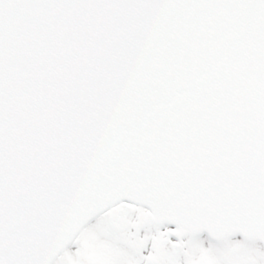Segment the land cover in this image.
I'll return each mask as SVG.
<instances>
[{
  "label": "snow or ice",
  "instance_id": "6c2138e0",
  "mask_svg": "<svg viewBox=\"0 0 264 264\" xmlns=\"http://www.w3.org/2000/svg\"><path fill=\"white\" fill-rule=\"evenodd\" d=\"M208 17L215 20L218 38L232 31L251 41L258 72L264 70V0H0V179L10 120L23 124L39 113L49 99L48 87L69 92L72 76L88 66L97 45L103 46L97 66L110 91L121 89L142 107L149 95L171 100L178 88L186 86L189 95L183 103H197L210 119L219 121L214 101L187 64L184 42L187 34L200 32ZM26 72L34 73V78L25 79ZM26 90L39 103L26 97ZM198 118V113L187 114L189 123ZM231 140L238 142L235 136ZM252 167L258 175L259 160ZM199 174L197 167L193 176ZM220 175L217 170L207 179L215 183ZM200 199L205 203L175 222L184 227L183 233L165 240L174 254L172 264H188L187 251L195 256L210 250L219 236L210 237L200 226L217 220L222 227L210 231L232 237L229 248L237 264H264V196L257 191L252 197L251 216L230 212L206 192ZM143 223L147 229L156 221L148 218ZM6 239L5 215L0 211V255L7 251ZM147 254L148 249L141 250L142 257ZM141 264L152 262L142 259Z\"/></svg>",
  "mask_w": 264,
  "mask_h": 264
},
{
  "label": "water",
  "instance_id": "95a60500",
  "mask_svg": "<svg viewBox=\"0 0 264 264\" xmlns=\"http://www.w3.org/2000/svg\"><path fill=\"white\" fill-rule=\"evenodd\" d=\"M213 27H215V20L209 17L201 23L200 30ZM227 32L234 34L230 39L233 45L231 51L239 52L242 50V55H248L246 67L251 70L249 75L238 79L236 82L237 91L234 93V97L237 100L233 102L235 104L227 105L225 110L222 111V115L230 114L233 110H236L240 115H254L255 122L247 132L252 131L255 134L251 136V134L247 135V132L238 133L236 131L241 140L237 144H229V139L226 136L219 137L217 140L226 142L231 147L240 148L251 143L257 135L256 142L259 143V146L253 150H257L264 158V147L260 145L261 142H264V70L258 72L253 43L238 33ZM227 32L219 38L217 33L212 36L218 38L219 42H224ZM197 37L198 34H191L190 36L187 34L185 36V51L196 44ZM216 55L223 57L220 52ZM220 59L222 60V58ZM232 73L230 72L229 75L231 76ZM91 88L95 89L92 80L81 91L70 86L69 92L62 91L56 95L57 100L47 113H37L29 116L23 124H18L14 120L13 124H16V128L29 123L28 127L20 129L24 134H29L35 121L45 124L50 117H54L49 125L52 124L57 127V124L66 122V126H73L75 129L72 131L73 136L66 135L61 141L64 142L65 139L72 138L77 145L80 144L82 136L88 130H91L93 135L90 136L88 143L82 144L77 150H86L88 147L89 151H86V153L89 154L90 151L91 153L89 155L79 154L75 163L71 159L72 154L76 153L74 148L69 150L65 147L58 149L52 145L41 144V141L45 139L42 134L30 135V138L37 144V152H33L27 157H23L26 154L21 153L19 148L7 146V156H10L13 164V168L6 172L9 178L7 195L15 203L14 222L5 218L7 239L4 243L7 251L0 255V264H33L34 257L37 254H45L44 258L40 260V263H45L47 258L52 255L53 247L49 248L46 245L41 247L43 237H52L60 245L61 243L64 244L73 233V228L70 233L65 228L67 222L63 220H66V212L61 211L62 207L68 202L71 206L73 205L71 213L74 217L72 220L75 221V219H80L98 209L104 199L134 195L165 201V198H175V186H194L192 183L180 184L179 178H177L179 175H184L187 178L192 177L191 173L187 172L188 167L185 165H178V173L171 171L170 165L174 163L175 155L170 154L168 149L173 136H164L163 132L162 135L155 136L157 141L152 142L154 143L152 145L146 136L136 142L139 148H134L136 151L135 156L130 154L134 163L123 165L117 163L116 154L118 150L123 149V152L129 150L127 147L111 142L114 134L109 128L113 125L99 123L95 119V100L93 95L90 94L89 90ZM80 92H83V94H80ZM26 93L32 95L31 90H26ZM180 94L181 99L185 101L188 97L186 90H181ZM29 95L25 96L32 101L36 99V97L32 99ZM158 99V96L155 95V100ZM169 101L166 99L165 104L157 108V113L161 114L163 109L168 106L169 103L167 102ZM197 107V103H190L188 106L184 104L183 106V108L189 110ZM147 118L148 114L144 113L136 121L142 128L141 133L150 128L156 130L162 128L158 125H152L147 121ZM182 118L181 113L180 119ZM175 119H177L175 116H170L166 120L173 121ZM222 123L223 120L220 119L218 126L222 127ZM103 126L106 128L103 129ZM40 127L42 130L46 128L43 125ZM228 129L229 132L232 130L230 126ZM194 132L198 140L203 138L209 141L212 140L210 136L200 137L204 136L200 133L201 131ZM53 144L56 145V142H53ZM214 147L207 145L204 151H207L210 157L217 154L221 158H233L230 154L221 152L220 149H210ZM16 154L18 158L11 157ZM47 157H52L57 161L47 163L45 162ZM208 176L203 174L202 178L207 179ZM206 189L213 192L219 191L216 185ZM201 191L202 194L200 195L202 196L206 191ZM90 202L93 204H90ZM220 203L221 206L226 207L222 201ZM157 208L165 212L162 206H157ZM244 208V203H239L229 211L235 212L237 215L243 213L251 216V208L246 210ZM209 225L204 224L201 226L208 227Z\"/></svg>",
  "mask_w": 264,
  "mask_h": 264
},
{
  "label": "rangeland",
  "instance_id": "374dc122",
  "mask_svg": "<svg viewBox=\"0 0 264 264\" xmlns=\"http://www.w3.org/2000/svg\"><path fill=\"white\" fill-rule=\"evenodd\" d=\"M125 229L127 230V228H125ZM180 234H181V233H180ZM180 234H179V235H180ZM124 237L127 238V237H128V233L125 234ZM142 240H143V242H144L143 245H147L148 242H149V239L146 238L145 235H143V239H142ZM227 244H228V243H226L225 245H227ZM221 247H223V246H221ZM209 249H210V250H203V251H201V252L199 253L198 264H200V263L203 262L202 255H203L204 253L219 254L218 252H219L220 250L218 249V245H210V246H209ZM185 254H186V252L184 253V255H185ZM188 260H189V259H188ZM188 260H187V261H188ZM101 261H102V259L97 258L93 264H100ZM208 262H210V261H206V263H208ZM188 264H189V261H188ZM192 264H193V263H192Z\"/></svg>",
  "mask_w": 264,
  "mask_h": 264
},
{
  "label": "flooded vegetation",
  "instance_id": "af4514ba",
  "mask_svg": "<svg viewBox=\"0 0 264 264\" xmlns=\"http://www.w3.org/2000/svg\"><path fill=\"white\" fill-rule=\"evenodd\" d=\"M156 264H163V262L162 263H159V261L156 260Z\"/></svg>",
  "mask_w": 264,
  "mask_h": 264
},
{
  "label": "bare ground",
  "instance_id": "6f19581e",
  "mask_svg": "<svg viewBox=\"0 0 264 264\" xmlns=\"http://www.w3.org/2000/svg\"><path fill=\"white\" fill-rule=\"evenodd\" d=\"M100 246V245H99Z\"/></svg>",
  "mask_w": 264,
  "mask_h": 264
}]
</instances>
